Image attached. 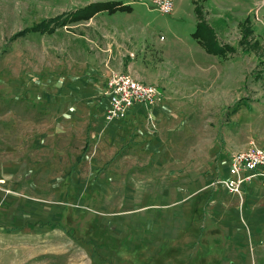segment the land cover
Returning a JSON list of instances; mask_svg holds the SVG:
<instances>
[{"label": "rangeland", "instance_id": "obj_1", "mask_svg": "<svg viewBox=\"0 0 264 264\" xmlns=\"http://www.w3.org/2000/svg\"><path fill=\"white\" fill-rule=\"evenodd\" d=\"M104 2L133 11L74 19ZM195 7L217 43L234 48L226 59L192 39ZM151 10L150 0H0V264H201L204 225L190 226L192 202H208L202 187L221 157L264 146V0ZM98 65H129L165 102L105 130L99 96L64 90L66 75ZM260 244L212 264H254Z\"/></svg>", "mask_w": 264, "mask_h": 264}, {"label": "crops", "instance_id": "obj_2", "mask_svg": "<svg viewBox=\"0 0 264 264\" xmlns=\"http://www.w3.org/2000/svg\"><path fill=\"white\" fill-rule=\"evenodd\" d=\"M152 11L154 10H151L150 12ZM198 46L201 48L199 44ZM97 68L98 71H92L90 75L88 74L81 79L74 78L71 75H66L64 80V90L68 91V93L70 94L72 92V87L75 88V86L79 85L84 88L86 97L88 99H90L89 97L91 95L99 96V100L102 102L101 117L103 122L105 123L103 113L105 107L107 106V99L103 96V90L109 74L113 71H105L99 68V65L97 66ZM123 70H125V68H123ZM124 74H129L134 79L142 82L140 76L141 74L139 75L138 73H136V71L129 68V65L128 68H126V73ZM162 92L164 94V100L161 104L150 109L152 110V115L156 108L160 107L166 100L165 92L163 90ZM143 116L146 117V111L144 107L135 106L132 108L130 114L124 120L118 123H103V127L107 131L115 132L119 125L124 126V123L129 120L136 123V120H139ZM137 123L141 122L138 121ZM1 140L2 139H0V144H2ZM85 145L87 146L86 150H84ZM1 146L3 147V145ZM88 146L89 141L88 138H86L85 144L82 149V155L88 150ZM257 146L264 148L263 145ZM235 152L239 151H234L224 157H221L220 160H222V162L219 164L217 169L208 174L206 184L202 187V192L206 193L205 197L203 198H205L208 202L198 203L197 205H195L196 202H192L191 206L189 205L190 208L188 213L190 215V226L196 224L197 226L202 227L204 225L201 243L199 244V248L197 249V253L200 258L196 260L198 262H201V264H212L213 262L218 263V261L221 260L234 262L235 260H237V253L235 252L236 249L244 248L245 251L249 250L253 248L255 242L257 241L261 242V244L256 248V252L259 253L253 256L254 260L252 259V261L254 262V264H264V185L259 179H254L251 183L244 185L242 188L241 199L236 195L227 193L221 188H215L211 186L215 178L224 177L227 175L230 155ZM115 153L116 152H114L113 155H115ZM100 154L101 153H99V155ZM200 187L201 186H197L193 189L195 191L200 189ZM124 199L131 200V195L129 193H126ZM235 199H239L241 203L233 205V203H235ZM183 200L184 196L178 200V203H181ZM123 202L124 200H115L113 203L116 206L122 203V205L120 204L118 206L117 210H129L130 207L127 205H123ZM174 202H176V200H174ZM170 206L171 204L168 205V207ZM108 212L109 211H107L106 213ZM173 212L180 214V212H176L174 210ZM124 215L126 216L127 214ZM107 217L108 215H105V217L101 218L99 217V223L102 220L108 219ZM213 225H215L216 228H214ZM179 230L184 231V229L182 228ZM247 259L248 261H250L249 256L245 258V261Z\"/></svg>", "mask_w": 264, "mask_h": 264}, {"label": "built area", "instance_id": "obj_3", "mask_svg": "<svg viewBox=\"0 0 264 264\" xmlns=\"http://www.w3.org/2000/svg\"><path fill=\"white\" fill-rule=\"evenodd\" d=\"M150 3L161 14H169L173 9V0H150ZM103 96L107 99L103 113L107 123L124 120L135 106H143L149 110L164 100V94L158 86L118 72L109 74ZM254 179H259L264 185V148L251 144L246 150L230 155L227 175L215 178L211 186L241 199L243 186Z\"/></svg>", "mask_w": 264, "mask_h": 264}, {"label": "trees", "instance_id": "obj_4", "mask_svg": "<svg viewBox=\"0 0 264 264\" xmlns=\"http://www.w3.org/2000/svg\"><path fill=\"white\" fill-rule=\"evenodd\" d=\"M199 7H195L194 12L196 16H198V20L195 24L194 32L191 34V37L197 44H199L208 54L214 55L216 58L220 60H224L227 56L233 52L234 48L229 45H219L215 39V34L213 29L206 22L200 18V9ZM133 11V7L131 5H125L119 2H104L99 4H91L80 10H78L74 19H85L88 20L92 15L98 12H106L108 14H114L117 12L122 13H131ZM54 21H51L53 23ZM49 26V25H48ZM32 33L42 34H52L55 30L53 28H42L41 26H33L29 29ZM25 30L18 32L16 35L18 37L22 36ZM248 32V31H247ZM15 35V38L17 37ZM247 36V35H246ZM246 36H242L238 44L246 45ZM14 38V39H15ZM87 146L85 145L84 150H86Z\"/></svg>", "mask_w": 264, "mask_h": 264}]
</instances>
